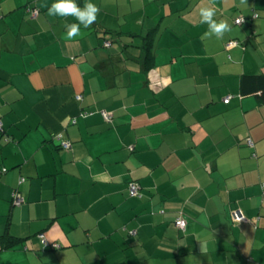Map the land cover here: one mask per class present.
I'll use <instances>...</instances> for the list:
<instances>
[{"label":"crops","instance_id":"obj_1","mask_svg":"<svg viewBox=\"0 0 264 264\" xmlns=\"http://www.w3.org/2000/svg\"><path fill=\"white\" fill-rule=\"evenodd\" d=\"M93 2L68 40L52 0H0V264H264V103L241 92L264 73V0Z\"/></svg>","mask_w":264,"mask_h":264},{"label":"clouds","instance_id":"obj_2","mask_svg":"<svg viewBox=\"0 0 264 264\" xmlns=\"http://www.w3.org/2000/svg\"><path fill=\"white\" fill-rule=\"evenodd\" d=\"M99 11L98 5L93 0H86L83 6L79 4L78 0H52L51 5L47 8V15L58 18H74L76 23L64 25L66 28L65 38L72 40L82 35L81 27L87 29L93 25ZM215 15V9L210 7H202L199 10L200 23L207 25L206 35L220 39L230 30V26L225 21H217L214 18Z\"/></svg>","mask_w":264,"mask_h":264},{"label":"trees","instance_id":"obj_3","mask_svg":"<svg viewBox=\"0 0 264 264\" xmlns=\"http://www.w3.org/2000/svg\"><path fill=\"white\" fill-rule=\"evenodd\" d=\"M81 1L82 0H78L79 4L83 6ZM33 6H34L33 14L34 16H36L39 13V9L37 8L36 5H33ZM112 31L113 30H110L108 28L99 29L100 36L104 40L106 37L104 33H107V32L109 33ZM157 31H158V26H155L152 29H150L145 35H140L142 42L141 44H138V47L141 49V54L143 55V65L145 66L146 70H149L150 67L154 65L155 54L153 50V46H154L153 42L157 34ZM129 35L131 37L139 36V34H136V33H130ZM108 39L109 40H106L104 42L105 46H110L113 43L112 40H115L111 38H108ZM241 92L244 95L255 94L261 100V102L264 103V73L244 74L241 78ZM15 241H16L15 238L13 239V237L9 233L3 234L1 236L2 248L10 249L11 247H13Z\"/></svg>","mask_w":264,"mask_h":264},{"label":"built area","instance_id":"obj_4","mask_svg":"<svg viewBox=\"0 0 264 264\" xmlns=\"http://www.w3.org/2000/svg\"><path fill=\"white\" fill-rule=\"evenodd\" d=\"M243 21H244V19L242 17H238L235 20V22L236 23H239V24L242 23ZM238 43H239L238 40L230 41V42L227 43V47H230L232 45H236ZM77 98L78 99H81L82 96L81 95H78ZM228 99L229 98H227L226 100L228 101ZM101 114L104 116L105 120H107V121L111 120V118H112L111 112L102 110L101 111ZM0 129H2L1 128V122H0ZM56 138L59 141L61 140L60 136H56ZM249 143L252 144V141L249 140ZM61 145H63L66 148H70L71 147V142L70 141H63V140H61ZM139 192H140V186H139V184L136 183V182L135 183H131L130 188H129L130 195L136 196V195L139 194ZM13 203L16 204V205H19V204L22 203V197L18 193H16V192L13 193ZM231 218H232L233 221H242V220H245V216H244V214H243V212H242L241 209H234V210H232V212H231ZM175 224H176V226L179 229L184 230L186 228V226H187V219L183 215H179L176 218V220H175Z\"/></svg>","mask_w":264,"mask_h":264}]
</instances>
